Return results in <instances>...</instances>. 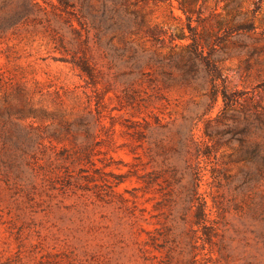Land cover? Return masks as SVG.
<instances>
[{"label":"rangeland","instance_id":"1","mask_svg":"<svg viewBox=\"0 0 264 264\" xmlns=\"http://www.w3.org/2000/svg\"><path fill=\"white\" fill-rule=\"evenodd\" d=\"M33 2L0 0L28 12L0 22V264H264V179L226 124L205 136V67L179 63L191 23L224 89L264 106V0L190 1V20L177 0Z\"/></svg>","mask_w":264,"mask_h":264},{"label":"trees","instance_id":"2","mask_svg":"<svg viewBox=\"0 0 264 264\" xmlns=\"http://www.w3.org/2000/svg\"><path fill=\"white\" fill-rule=\"evenodd\" d=\"M33 2V0H30ZM177 8L185 14L187 20H190L191 10L190 1L197 0H177ZM59 4L68 6L70 0H58ZM35 3V2H33ZM7 5L3 3L1 9L6 10ZM27 10L23 6H17L10 11H4L0 15V22H5L3 26L15 24L16 19L26 15ZM227 20H221L219 25L225 27ZM187 29L190 32L191 41L184 44L187 52L185 55L180 57L179 63L184 68V71L195 72L198 68V61H201L205 67L208 89L204 93L208 99L207 104L203 110L202 115L207 116V123L205 125L204 133L210 140L215 139L219 131L215 130L211 126V121L214 120L219 124H226V133L231 134V139L237 141L240 160L246 163L244 169L245 182H249L251 179L257 177L264 179V106L259 102L255 101L253 97L248 96L247 91H232L227 92L223 87L224 79L220 74L219 68L214 60L210 57L211 50L208 55L203 53V46H201L196 28L187 24ZM253 29L252 19H246L243 21L237 20L231 27L225 29L227 32H240L248 31ZM153 33V32H152ZM186 34H182L178 38L180 40L187 38ZM210 46L209 44H207ZM211 49V48H210ZM83 73L88 76L90 81H94V73L92 67L87 62L86 58H81L79 61L74 60L73 62ZM196 78H183L185 83H191ZM221 100V106L217 113L212 116L211 112L217 105L218 101ZM241 107V111H237V107ZM0 113H2L0 111ZM1 115V114H0ZM231 120V123L226 122ZM131 126L128 125V129ZM5 129L0 123V158L7 152L6 142L4 139ZM134 133H138L137 131ZM191 139L193 133H191ZM192 142V141H191ZM2 152V154H1ZM195 152L198 155L209 157L211 155V147L209 143H206L203 149L195 147ZM191 168L193 188L189 198V202L192 207H195L197 211V219H204L206 217V210L208 208L207 201L204 196L199 192L200 186V172L196 165H189Z\"/></svg>","mask_w":264,"mask_h":264}]
</instances>
